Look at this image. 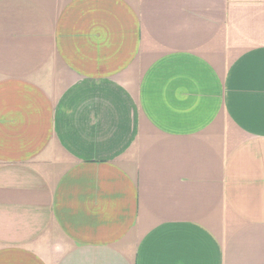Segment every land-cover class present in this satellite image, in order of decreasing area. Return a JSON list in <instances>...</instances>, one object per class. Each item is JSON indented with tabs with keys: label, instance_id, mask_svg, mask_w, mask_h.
<instances>
[{
	"label": "crops",
	"instance_id": "obj_1",
	"mask_svg": "<svg viewBox=\"0 0 264 264\" xmlns=\"http://www.w3.org/2000/svg\"><path fill=\"white\" fill-rule=\"evenodd\" d=\"M0 264H264V0H0Z\"/></svg>",
	"mask_w": 264,
	"mask_h": 264
}]
</instances>
